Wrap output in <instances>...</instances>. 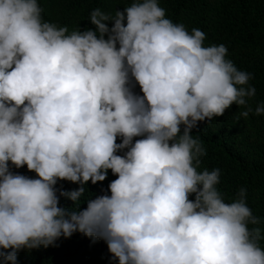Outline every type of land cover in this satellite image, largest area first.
Instances as JSON below:
<instances>
[{"label":"clouds","instance_id":"1","mask_svg":"<svg viewBox=\"0 0 264 264\" xmlns=\"http://www.w3.org/2000/svg\"><path fill=\"white\" fill-rule=\"evenodd\" d=\"M41 11L0 0V259L16 264L20 249L79 232L103 240L116 264H264L244 188L224 201L220 170L197 171L205 149L190 133L232 104L237 118L264 114L248 103L251 74L157 0L95 8L84 31ZM108 170L109 194L89 199L85 183ZM57 180L79 185L59 191L72 208L58 206Z\"/></svg>","mask_w":264,"mask_h":264},{"label":"trees","instance_id":"2","mask_svg":"<svg viewBox=\"0 0 264 264\" xmlns=\"http://www.w3.org/2000/svg\"><path fill=\"white\" fill-rule=\"evenodd\" d=\"M133 0H37L42 9V20L65 26L72 31L86 28L94 30L88 21L90 12L99 8L103 12L123 10ZM164 9L165 17L173 23L183 24L189 32L199 29L204 33V46L224 45L225 58L231 60L238 70L251 74L248 81L255 88V95L248 101L254 109L258 103H264V0H157ZM111 27V21L105 22ZM132 90L139 93V87ZM241 109L235 104L225 109L221 116L211 121H198L190 130L205 149L199 158L197 171L213 168L220 170L217 191L225 202H231L236 193L244 188L245 204L252 214L260 218L258 225L264 236V114L249 113L247 118L239 117ZM182 131V126H181ZM140 137H134L139 139ZM120 142V137L116 138ZM123 151H126L123 150ZM117 155H122L118 151ZM9 170L30 178L35 173L26 166L15 168L9 162ZM116 177L107 171L103 181L95 184L85 183L90 193L89 199L98 195H108V184ZM79 185L66 180H57L58 206L72 208L73 202L59 196V191L75 190ZM84 196L87 197L88 193ZM194 194L189 196L192 199ZM86 207L81 201L79 209ZM264 249V239L259 241ZM0 251H4L0 249ZM103 240L73 232L70 236H61L47 247L20 249L16 253V264H116L109 259ZM0 264L5 262L0 259Z\"/></svg>","mask_w":264,"mask_h":264}]
</instances>
